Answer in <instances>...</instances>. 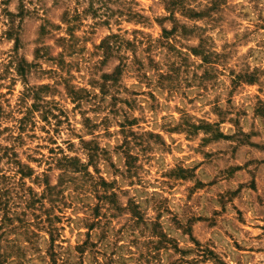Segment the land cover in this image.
Segmentation results:
<instances>
[{"label": "rangeland", "instance_id": "1", "mask_svg": "<svg viewBox=\"0 0 264 264\" xmlns=\"http://www.w3.org/2000/svg\"><path fill=\"white\" fill-rule=\"evenodd\" d=\"M225 1L209 17L177 12L186 30L164 39L174 27L165 0H0V146L33 169L22 181L1 159L0 175L19 182L13 202L21 181L38 196L58 185L64 155L88 164L80 138L99 148L88 171L109 186L98 198L74 175L57 188L58 243L89 242L83 256L57 247L67 264H264V0ZM111 35L136 40L135 53L99 48ZM45 85L52 114H31L20 131ZM36 232L18 239L25 264H51Z\"/></svg>", "mask_w": 264, "mask_h": 264}, {"label": "trees", "instance_id": "2", "mask_svg": "<svg viewBox=\"0 0 264 264\" xmlns=\"http://www.w3.org/2000/svg\"><path fill=\"white\" fill-rule=\"evenodd\" d=\"M90 3H92L94 0H89ZM205 1V2H204ZM195 0L197 4L203 5L204 8L201 11H197L196 6L191 3L190 0H165L166 8L170 13L169 19L173 20L174 27L171 31L164 30V36L162 38L168 39L169 35H172L178 31V29L186 30L185 26H180L177 23L176 20V13L179 12L181 15H184L187 18H202L205 16H210L211 13L218 11L223 5L226 4L225 0ZM113 41L114 44H117L118 48L124 47L125 49L134 50L133 53H135L136 46L138 45V42L136 40L134 41H128L124 38H122L119 35H111L108 36L99 46L101 49H105L106 52L113 48ZM205 41L202 40L201 43H204ZM112 43V44H111ZM150 43H148L149 45ZM15 48H17V44L15 45ZM203 48L202 45L200 47H197L196 49H193V52L195 54H201L199 52V49ZM203 59H207L203 56ZM123 64V63H122ZM125 66V65H124ZM26 67H29L28 64H24V62H20L19 69L24 75L26 72ZM143 68L142 63H139V66L136 68V71L139 72ZM121 69V70H120ZM122 68H117L115 71L114 76L111 75H105L103 78L107 82L109 78H111L113 81L117 80L113 77H118L121 74ZM243 78V77H242ZM241 76L236 75L234 77L235 83L240 82L242 80ZM102 85V88H106L107 83ZM246 82L251 83L252 79H246ZM48 89L47 85L41 86L38 88V90L35 92L33 91V99L35 100L30 109H26V113L24 115V119L20 121L19 130H24L23 125L25 124V120L27 117H29L31 114H34L35 112L40 113V117L44 120H48V115L52 114L51 108L48 107V104L44 105L40 102V95L38 91H42ZM67 90L69 94L72 96L74 101H79L80 98H77V91L73 87L67 86ZM31 92V90H30ZM55 117L54 115H52ZM87 121V120H86ZM81 144L84 147V149L87 152L88 157V164L81 163V161L76 157H67L63 156L61 159H57L56 162L59 161V167L62 170L61 176H60V182L56 186H50L49 183L45 182V189L44 192L38 196L37 193H35L32 188H26L24 182H22L25 178H31L33 175V169L27 165H23L20 161L16 159L17 154L13 150V147H1L0 151H3V154L0 155V161L2 158L7 159V164H15L17 166V170H15L14 174H18L20 176L19 180H22L20 182L21 185V193L15 192L16 196H18L19 199L22 200V203L13 202L14 196L12 195L13 191L16 190V185H18V181H11L13 176H6L4 174L0 175V178L3 180L4 184H6L3 188L0 187V264H25V254L23 252V247H21L20 242L18 241L19 237H23L25 239V243H32L33 237L38 236L39 234L36 232V229L43 230L48 235V247L46 250V255L50 261L51 264H67L68 259L70 256V253L67 252V256H64L56 250V248L60 249H72L76 253L80 254L81 256L85 255L87 252V248L89 247L88 240H85L83 243L77 244L74 247L68 246L67 248H61L60 243L61 235L60 230L61 227H58L56 225V222H59L62 220V217H58V215H55L53 212L55 210L61 211V208L57 206L56 203V196L60 194V192H57L58 187H63V184L66 183V180H63L67 178L68 181H71L74 177L78 175L81 178H85L86 183L89 182L90 186L92 187V191H94V195L96 197H100L99 195V188H103V191L107 190L108 184L105 182L102 178H95L89 171H88V165L93 163L96 158H98L99 154V148L97 146L91 148L89 145L92 142H85L83 139L80 138ZM6 181V183H5ZM56 191V192H55ZM114 195L112 193L110 196ZM46 201L49 202L50 207L45 208ZM19 204H22L20 206H23V209L17 208ZM22 208V207H21ZM131 215L134 217L136 221H143V217L141 212L139 211V206L133 203L132 207L130 208ZM98 213L96 212L94 215V218L97 219ZM88 228L91 230L93 228V225H89ZM10 234H19L15 235V237H9ZM17 238V239H15ZM59 240L61 241L60 243ZM3 243H6V248L9 249V251H5L3 248ZM91 246V245H90ZM94 248V246H92ZM89 249L88 252L92 255L94 254L95 257H97L98 249ZM11 251H18L15 255L17 258V261H15V257L13 256ZM24 254V261L22 258V255ZM65 254V253H64ZM29 259V258H28ZM99 264L96 260L94 261V264ZM83 264V263H82Z\"/></svg>", "mask_w": 264, "mask_h": 264}]
</instances>
